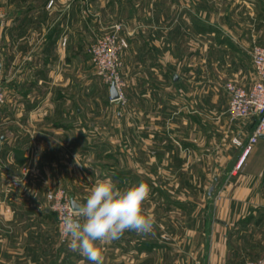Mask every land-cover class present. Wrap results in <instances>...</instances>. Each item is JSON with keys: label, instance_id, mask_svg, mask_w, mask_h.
<instances>
[{"label": "rangeland", "instance_id": "1", "mask_svg": "<svg viewBox=\"0 0 264 264\" xmlns=\"http://www.w3.org/2000/svg\"><path fill=\"white\" fill-rule=\"evenodd\" d=\"M43 1L0 0V39L2 41L5 34L4 41L11 43L6 48L8 53L17 54L21 61L25 56L39 54L38 59L34 57L38 67H33L26 78V83H33L32 91L12 92L5 85L6 100L0 104L1 244L5 247L9 241L12 245L15 242L10 239L12 226L4 215H18L15 225L23 232L16 238L23 247L29 240H36L38 232L34 231L42 226L38 215L43 212V248L48 249L42 253L43 261L51 258L56 264H92L78 251L70 250L68 239H62L57 215L50 209L47 195L50 190L61 188L83 204L96 181L111 178L120 188L141 181L149 186L151 191L143 207L146 214L154 217L155 224L150 234L126 231L118 240L102 245L103 264H220L214 259L215 244H227L228 236L236 231L232 226L223 229L216 225V199L222 189L203 186L199 166L193 169L187 156L169 151L166 141L158 142L157 150H160L153 156L151 135L142 140L136 131L139 117L135 102L143 97L144 105L150 109L152 100L167 98L166 92L159 97L154 88L166 83L159 78L157 68L165 67L168 60L155 59L150 52L145 53L157 47V43L152 44L153 27L157 29L158 21L190 19V9L191 21H194L200 14V0H61L60 7L75 1L87 6L79 10L73 28V35L84 40V46L74 60L67 57V61L73 63L64 64L67 69L64 81L73 87L69 94L73 99L67 97L62 110L54 105L46 111H43ZM56 3L57 0L49 9L52 18L67 16L68 10H57ZM213 4L211 8H215V1ZM215 13L213 10L202 14L213 21L217 15H223ZM88 15L93 18L88 21L89 30L84 28L88 25ZM117 22L125 25L129 46L123 53L121 70L124 98L113 100L109 94L111 85L97 74L88 50L96 38L109 32ZM76 26H80V32ZM159 30L167 34V29L160 27ZM186 30L190 36L185 43H182L183 37L175 44L168 45L167 39L160 43L166 50L171 46L179 53L185 47L186 53H190V59L173 61L177 77L183 78L185 83L176 88L177 98L191 95V99L199 100L202 88L209 103L228 99L229 105L226 83L235 81L249 87L257 81L256 77L253 79L255 70V73L248 70L255 45L264 44L244 42L241 37L245 36L247 28L209 24L206 28L193 25ZM1 50L5 51L2 47ZM210 110L215 112L216 109ZM223 114L229 117L227 111ZM43 116L49 122H43ZM61 121L65 123L62 125ZM255 122L240 126L247 129L248 124ZM146 124V132H150L151 122ZM56 126L73 132L75 140L73 137L65 139L58 151L47 152L43 150V131ZM238 150L241 153L240 147ZM239 172L241 170L236 173ZM214 174L211 172L210 176L214 178ZM263 231L257 230L239 240L244 245L242 264L264 256ZM16 255L17 259L28 257L27 252Z\"/></svg>", "mask_w": 264, "mask_h": 264}, {"label": "crops", "instance_id": "2", "mask_svg": "<svg viewBox=\"0 0 264 264\" xmlns=\"http://www.w3.org/2000/svg\"><path fill=\"white\" fill-rule=\"evenodd\" d=\"M49 1H43V111L54 105L62 110L65 99L67 97L73 99L72 95L69 96L73 92V87L64 81L67 70L64 64L67 65L68 63L70 65L73 63L68 62L69 58L67 57L69 56L71 60H74L84 46V40H81L77 35H73V28L78 20L79 10L87 7L85 4L84 6L79 5L78 1L72 4L68 2L66 5L63 3V7H60L62 1L57 0L59 3L55 5L57 10H68L69 16L52 18L49 9L54 4L49 7ZM214 1L215 8H211V5L214 6ZM214 1L200 0L201 3H199L198 8L200 14L194 21H191V9L189 11L190 19L187 20L179 18L177 21L169 20L166 23H159L157 20V29L153 27L152 31V44L157 43V47L154 46L145 53L150 52L155 59L168 60L165 67L157 68L159 78L165 80L166 83L157 84L154 88V92H157L159 97L161 93L163 95L166 92L167 98L162 101L152 100L150 109L148 105H144L143 97H141V101L135 102L136 114L139 117L136 131L138 137L142 140L145 139V136L148 138L151 135L153 156L158 155L159 143L166 141L169 151L187 156L189 165L193 169H196L194 166H199L198 171H201L200 182L203 183V186L211 189L216 188V190L222 189L221 196L216 199L214 213L218 221L216 225H221L223 229L232 226L236 228V231L228 236L227 244L222 246L215 244L213 249L214 259L218 260L220 264H242L245 256L242 249L244 245H241L242 241L239 240H243L245 236H249L257 230H264V137H261L254 146L241 172L235 173L233 168L240 150L232 143V139L240 134L242 136L250 134L254 125L250 123L247 129H243L240 125L249 122V120L231 121L227 115L223 114L228 109V99L223 100L221 103L213 102L211 104L207 95L202 94V88L199 91V100L191 99V95L189 97L184 96L183 99L177 98L175 95L176 88L185 85V83L182 81L183 78L178 77L176 79L177 73L173 61L181 58L184 60L190 59V53H186L185 47L183 52L179 53H176L174 47L170 48L171 46H169V50L160 47V43H164L166 39L168 45L177 43L178 40L180 41V37H183L182 43H185L186 37L190 36V32L186 30L187 28L189 29L193 25L206 28L209 24H215V26L222 28L235 26L247 28V31H245L246 37H241L244 42L264 44V0ZM55 2L56 0L53 3ZM157 10L159 11V8ZM213 10L216 15L218 13L223 15L221 17L217 15L213 21L212 18L202 14ZM86 18L88 25L84 28L89 30L90 24L88 21H92L93 18L90 15ZM160 27L167 29V34H164L167 38L160 32ZM76 28L80 32V26H76ZM179 28L183 30L180 31ZM1 32L2 30H0ZM5 36V34L2 36V41L0 39V68L4 87L6 85L8 90L12 92L32 91L33 83H26V78L32 73L33 67H38L34 57L38 59L39 54L36 53L34 57L29 54L30 56L23 57L21 61L17 54L12 55L6 50L11 43L4 41ZM132 40H130L131 43ZM1 47L5 51H2ZM248 71L255 73L252 60H250ZM255 77L258 79L256 73L253 79ZM249 87L251 86L249 85ZM212 108L216 109L215 112H210ZM47 119L43 116V122H49L46 121ZM149 121L151 122V130L146 132L148 127L146 123ZM57 122L56 119L55 123ZM63 123L65 121L60 122L62 125ZM49 130L45 129L43 131V150L46 149L47 152L58 151L63 140L73 137L74 134L64 129L63 126H56L49 128ZM123 133L126 135L127 132L124 131ZM73 138L75 140V137ZM87 138L90 139L88 136ZM138 150L143 154L142 147H139ZM167 155H169V152ZM211 172L215 173L214 178L210 176ZM4 216L9 220L8 225L12 226L13 232L12 235L10 234V239L13 238L12 240L15 242L12 245L9 241V244L5 247L0 242V264H56V261L51 262V258L48 262L43 261L42 253L48 251V249L43 248V212L38 215L42 226L39 227L38 231H34L38 232L36 240L34 242L29 240L30 243L26 242L23 247L18 245L16 238L22 234L21 231L23 232L21 229L19 231V228H16L15 225V221L19 218L18 215ZM24 233L28 234L25 231ZM224 235L226 236L225 233ZM252 243L256 244V241L252 240ZM251 248L254 249V246ZM18 252H27V259H17L16 254ZM29 253L32 254L29 256ZM29 257L31 258L28 259ZM5 258L7 261L4 260Z\"/></svg>", "mask_w": 264, "mask_h": 264}, {"label": "built area", "instance_id": "3", "mask_svg": "<svg viewBox=\"0 0 264 264\" xmlns=\"http://www.w3.org/2000/svg\"><path fill=\"white\" fill-rule=\"evenodd\" d=\"M53 2L54 0H50L48 6H52ZM128 37L125 25L117 22L110 27L109 32L96 38L88 50L97 74L109 85L115 84L119 92L118 99L124 98L125 82L121 70L123 53L129 46ZM252 63L258 79L251 87H245L235 81L226 83L229 94L227 110L229 119L231 121L256 120L250 134L246 136L240 134L232 139V143L241 148V153L234 165L235 173L244 168L247 157L264 134V45H255ZM5 100L6 93L0 68V104H3ZM47 196L50 209L57 215L60 235L63 240H66L64 220L66 216L78 213L72 205V195L59 188L50 190ZM247 264H264V256L250 260Z\"/></svg>", "mask_w": 264, "mask_h": 264}, {"label": "clouds", "instance_id": "4", "mask_svg": "<svg viewBox=\"0 0 264 264\" xmlns=\"http://www.w3.org/2000/svg\"><path fill=\"white\" fill-rule=\"evenodd\" d=\"M150 191L143 181L125 188L111 178L96 181L78 213L64 220L70 250L78 251L92 264H103L102 245L118 240L126 231L152 233L154 217L143 207Z\"/></svg>", "mask_w": 264, "mask_h": 264}, {"label": "water", "instance_id": "5", "mask_svg": "<svg viewBox=\"0 0 264 264\" xmlns=\"http://www.w3.org/2000/svg\"><path fill=\"white\" fill-rule=\"evenodd\" d=\"M176 79H178L177 76H176ZM110 97H111V99H113V100H116V99L119 98V92H118V90H117L115 84H112V85L110 86ZM262 137H264V134L262 135ZM72 205H73L74 209L78 210V209H79V206L82 205V204L78 203V202L74 199V197L72 196Z\"/></svg>", "mask_w": 264, "mask_h": 264}, {"label": "trees", "instance_id": "6", "mask_svg": "<svg viewBox=\"0 0 264 264\" xmlns=\"http://www.w3.org/2000/svg\"><path fill=\"white\" fill-rule=\"evenodd\" d=\"M252 125H254V124H252Z\"/></svg>", "mask_w": 264, "mask_h": 264}]
</instances>
